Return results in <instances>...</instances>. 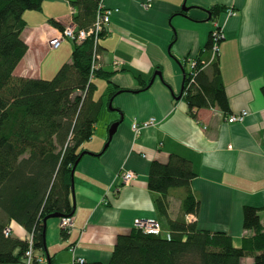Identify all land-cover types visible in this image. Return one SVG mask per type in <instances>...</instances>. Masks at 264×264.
Instances as JSON below:
<instances>
[{"label": "crops", "instance_id": "1", "mask_svg": "<svg viewBox=\"0 0 264 264\" xmlns=\"http://www.w3.org/2000/svg\"><path fill=\"white\" fill-rule=\"evenodd\" d=\"M102 3L116 11L98 41V69L105 75L92 79L101 110L72 174L73 229L63 239L59 219L46 221L41 264H73L75 258L107 263L117 237L130 233L135 219H156L165 231L156 210L160 194L148 188V176L153 162L164 164L171 156L187 160L194 177L187 189L168 193V217L181 216V200L189 192L198 202V213L191 215L197 226L224 231L239 247L253 235L243 226L245 206L257 209L264 229V0ZM215 6L221 12L212 16ZM74 13L68 0H44L40 10L23 14L27 50L14 76L48 80L70 62V41L53 50L49 42L60 33L52 22L64 28L73 23ZM213 20L224 32L216 60L227 114L215 107L190 112L180 96L187 59L209 58ZM241 111L247 112L242 122H226ZM150 118L154 126L137 135L131 131L135 121ZM113 123L118 125L108 141ZM123 171L135 174L128 185L120 179ZM9 227L12 238L26 240L28 233L18 224L12 221ZM242 262L254 264L249 257Z\"/></svg>", "mask_w": 264, "mask_h": 264}, {"label": "trees", "instance_id": "2", "mask_svg": "<svg viewBox=\"0 0 264 264\" xmlns=\"http://www.w3.org/2000/svg\"><path fill=\"white\" fill-rule=\"evenodd\" d=\"M43 1L0 0V264H22L27 249L26 240L4 236L12 221L32 235L37 252H46L44 219L51 214L73 216L71 172L85 155L82 146L92 138L101 110V101L94 99L95 85L89 80L92 37L73 45L70 62L52 79L14 76L27 50L21 37L23 14L40 10ZM68 1L75 10L73 24L77 29H89L99 0ZM219 12L217 6L210 10L212 16ZM52 24L62 31L56 22ZM207 49L210 54V39ZM207 68L210 75L197 68L191 81L185 71L181 97L190 112L215 107L227 114L217 60ZM102 74L97 69L93 78ZM193 177L190 163L183 158L171 156L164 164L153 162L148 188L160 194L156 210L169 239L166 234L132 229L117 237L107 263L85 264H244L248 257L254 264H264V229L256 208H243V226L253 235L242 239L239 247L224 231L203 230L186 220L198 213V202L189 192L181 200V216L176 220L168 217V193L187 189ZM68 235L61 229L63 239Z\"/></svg>", "mask_w": 264, "mask_h": 264}, {"label": "built area", "instance_id": "3", "mask_svg": "<svg viewBox=\"0 0 264 264\" xmlns=\"http://www.w3.org/2000/svg\"><path fill=\"white\" fill-rule=\"evenodd\" d=\"M149 4H146L145 7H148ZM116 11V10H115ZM112 9L105 8L102 0H99L98 6L96 9V16L95 21L92 24V26L87 29H77V27L74 24L65 26L62 31H60L58 37L51 40L49 42V46L51 49H57L60 44L64 41H70L72 44H80L85 39L92 37L93 38V54H92V61H91V67H90V77L89 80L91 81L93 79V75L95 70L99 68V53H98V41L101 37V34L104 32L105 27L110 22V17L113 12H115ZM227 15H231V11H227ZM212 30L210 32L209 39L211 41V50H210V56L207 60H201L198 61L197 58H189L186 61V64L188 65L187 68V81H191L195 75L196 69L204 70L206 69L211 63L214 62L215 59H217L218 51H219V43L224 40V32L220 28V26L217 24L216 21L212 22ZM200 62V63H199ZM117 64V63H114ZM190 86L186 85V88L188 89ZM247 116L246 111H241L237 114H231L226 117L227 123H238L242 122L244 118ZM156 124V120L154 118H150L146 121L137 122L135 121L131 125V131L137 135L140 133V131L144 128L154 126ZM120 179L122 181L123 185L130 184L135 179V174L130 171H123L120 173ZM186 220L188 222L194 221L193 216L189 215L186 217ZM59 227L63 231L69 232L73 229V218L72 216L69 217H61L59 219ZM132 229L141 231L144 234H152V235H161L166 234V237L169 239V235L162 230L161 224L156 219H135L132 224ZM3 234L5 237L11 236V228L8 226L4 229ZM27 249L24 252L23 256V262L22 264H41L43 263L44 257L43 255H40L39 252H37L33 247V238L31 234H28L27 238ZM74 263L77 264H85V261L80 258H76L74 260Z\"/></svg>", "mask_w": 264, "mask_h": 264}, {"label": "water", "instance_id": "4", "mask_svg": "<svg viewBox=\"0 0 264 264\" xmlns=\"http://www.w3.org/2000/svg\"><path fill=\"white\" fill-rule=\"evenodd\" d=\"M181 94H182V91H181ZM181 94H180V96H181ZM177 98L179 99V98H181V97H177ZM117 125H118V123H113V124L110 126V128H109V130H108V141L110 140V138H111L112 135L114 134V132H115V130H116V128H117ZM107 144H108V143H106V146H107ZM76 165H77V164H76ZM76 165H75V166L73 167V169H72L71 177H72V174H73V171H74ZM71 184H72V187H73V179H72ZM73 206H74V203H73ZM60 218H61V216L58 215V214H51V215L47 216V217L44 219V223H45V225H46V221H47L48 219H60Z\"/></svg>", "mask_w": 264, "mask_h": 264}, {"label": "rangeland", "instance_id": "5", "mask_svg": "<svg viewBox=\"0 0 264 264\" xmlns=\"http://www.w3.org/2000/svg\"><path fill=\"white\" fill-rule=\"evenodd\" d=\"M71 24H73V23H71ZM71 24H69V25H71ZM98 47H99V45H98ZM53 50V49H52ZM54 77V75L50 78V79H52ZM50 79H48V80H50ZM100 88V87H99ZM102 92V89L100 88L99 89V92H98V94H100ZM107 109L108 110H110L111 111V113H113L112 111L114 110V107L113 106H111V107H109V105L107 106ZM102 119H103V117L100 119V121H98L97 123L98 124H100V125H102ZM56 220H58V219H56ZM162 230L164 231V229L162 228ZM76 259V258H75ZM74 259V260H75ZM44 260H45V258H44ZM73 264H74V261H73Z\"/></svg>", "mask_w": 264, "mask_h": 264}]
</instances>
